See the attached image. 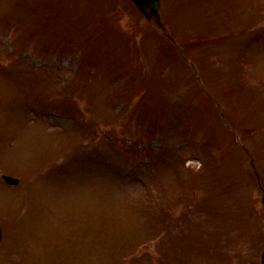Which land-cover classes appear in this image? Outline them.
Masks as SVG:
<instances>
[{
  "label": "rangeland",
  "instance_id": "374dc122",
  "mask_svg": "<svg viewBox=\"0 0 264 264\" xmlns=\"http://www.w3.org/2000/svg\"><path fill=\"white\" fill-rule=\"evenodd\" d=\"M0 221V264H264V0H0Z\"/></svg>",
  "mask_w": 264,
  "mask_h": 264
},
{
  "label": "water",
  "instance_id": "95a60500",
  "mask_svg": "<svg viewBox=\"0 0 264 264\" xmlns=\"http://www.w3.org/2000/svg\"><path fill=\"white\" fill-rule=\"evenodd\" d=\"M138 6L151 18L158 14L160 9V0H135Z\"/></svg>",
  "mask_w": 264,
  "mask_h": 264
}]
</instances>
